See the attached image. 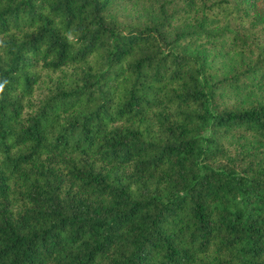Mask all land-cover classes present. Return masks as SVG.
I'll return each instance as SVG.
<instances>
[{"label": "trees", "instance_id": "obj_1", "mask_svg": "<svg viewBox=\"0 0 264 264\" xmlns=\"http://www.w3.org/2000/svg\"><path fill=\"white\" fill-rule=\"evenodd\" d=\"M262 11L0 0V264H264Z\"/></svg>", "mask_w": 264, "mask_h": 264}, {"label": "rangeland", "instance_id": "obj_2", "mask_svg": "<svg viewBox=\"0 0 264 264\" xmlns=\"http://www.w3.org/2000/svg\"><path fill=\"white\" fill-rule=\"evenodd\" d=\"M257 3H258L260 10L261 11L264 10V0H257Z\"/></svg>", "mask_w": 264, "mask_h": 264}]
</instances>
